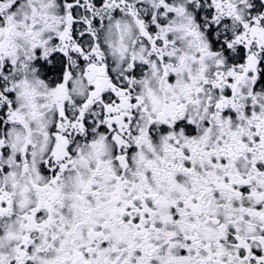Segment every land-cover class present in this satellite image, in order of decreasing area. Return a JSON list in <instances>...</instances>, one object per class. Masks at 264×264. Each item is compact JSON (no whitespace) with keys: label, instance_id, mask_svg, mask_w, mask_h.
<instances>
[{"label":"flooded vegetation","instance_id":"flooded-vegetation-1","mask_svg":"<svg viewBox=\"0 0 264 264\" xmlns=\"http://www.w3.org/2000/svg\"><path fill=\"white\" fill-rule=\"evenodd\" d=\"M0 264H264V0H0Z\"/></svg>","mask_w":264,"mask_h":264}]
</instances>
